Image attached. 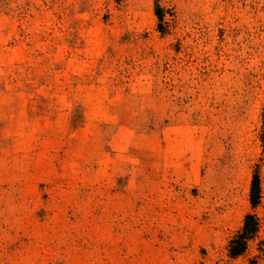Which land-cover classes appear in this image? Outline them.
I'll return each instance as SVG.
<instances>
[{
    "label": "rangeland",
    "instance_id": "obj_1",
    "mask_svg": "<svg viewBox=\"0 0 264 264\" xmlns=\"http://www.w3.org/2000/svg\"><path fill=\"white\" fill-rule=\"evenodd\" d=\"M0 264H264V0H0Z\"/></svg>",
    "mask_w": 264,
    "mask_h": 264
},
{
    "label": "trees",
    "instance_id": "obj_2",
    "mask_svg": "<svg viewBox=\"0 0 264 264\" xmlns=\"http://www.w3.org/2000/svg\"><path fill=\"white\" fill-rule=\"evenodd\" d=\"M259 191H260L259 177L257 174H255L252 180V187H251V199L254 205L258 202ZM251 221H254V223L251 224ZM255 231H256L255 218L253 215L248 214L246 216L243 233L232 242V254L234 255L240 254L245 248V242L243 239L246 238L247 236L253 235Z\"/></svg>",
    "mask_w": 264,
    "mask_h": 264
}]
</instances>
